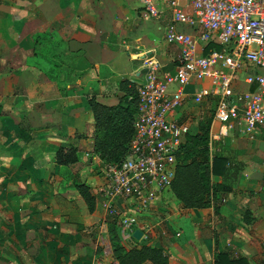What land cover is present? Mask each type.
Masks as SVG:
<instances>
[{
  "label": "crops",
  "instance_id": "0c3cea01",
  "mask_svg": "<svg viewBox=\"0 0 264 264\" xmlns=\"http://www.w3.org/2000/svg\"><path fill=\"white\" fill-rule=\"evenodd\" d=\"M169 16L145 14L139 0H0V264H93L113 257L112 231L125 248L159 246L167 264H211L219 249L264 262V124H227L220 153L236 171L208 205L182 207L168 189L144 208L119 197L115 205L136 218L131 231L106 210L87 100L115 103L124 80L135 89L147 56L162 71L175 67L178 47L163 37ZM203 83L185 86L173 114L190 132L204 100L190 94ZM215 123L208 130L217 133ZM59 147H73L75 161L57 163ZM76 183L87 186L91 210Z\"/></svg>",
  "mask_w": 264,
  "mask_h": 264
},
{
  "label": "built area",
  "instance_id": "2783aa9c",
  "mask_svg": "<svg viewBox=\"0 0 264 264\" xmlns=\"http://www.w3.org/2000/svg\"><path fill=\"white\" fill-rule=\"evenodd\" d=\"M139 2L151 17L169 9L163 37L178 53L175 67L167 71L154 57H145L142 80L135 86L136 111L126 154L102 167L106 210L118 215L129 231L136 218L123 213L115 200L131 198L144 208L168 189L174 153L189 130L185 121L173 116L187 96L185 86L205 81L190 99L213 102L218 131L208 130V147L226 133L232 120H241L245 130L264 124V0H184L189 10L181 0ZM93 264L120 262L110 257Z\"/></svg>",
  "mask_w": 264,
  "mask_h": 264
},
{
  "label": "trees",
  "instance_id": "16d2710c",
  "mask_svg": "<svg viewBox=\"0 0 264 264\" xmlns=\"http://www.w3.org/2000/svg\"><path fill=\"white\" fill-rule=\"evenodd\" d=\"M216 48L218 45H214ZM209 46L206 47V50ZM123 81L125 92L113 104H105L93 96L87 100L93 116V149L104 162H118L126 154L132 135V119L136 111L134 86ZM208 124H200L197 130L185 133L183 141L174 153L175 166L168 189L182 207H203L208 205L219 189L231 187L227 176L233 178L235 166L220 152H210L208 147ZM57 163L68 164L75 161L73 147H59L54 153ZM221 180L216 182V178ZM76 188L88 210L93 208L94 200L87 186L76 183ZM112 256L120 264H167V256L156 245L140 243L125 248L112 231L110 233ZM211 264H250L244 256L230 257L225 250L215 252Z\"/></svg>",
  "mask_w": 264,
  "mask_h": 264
},
{
  "label": "rangeland",
  "instance_id": "374dc122",
  "mask_svg": "<svg viewBox=\"0 0 264 264\" xmlns=\"http://www.w3.org/2000/svg\"><path fill=\"white\" fill-rule=\"evenodd\" d=\"M212 107H213V102L211 99H204L201 102V109L203 111V114L201 115V118L199 120H197V122L193 123L194 125H196L197 127L200 124H208V126L211 123V119H212ZM216 122V121H215ZM217 123V122H216ZM215 123V125H216ZM192 129L190 128V131ZM223 135H220L218 139H213V140H217V141H213L209 147V151L210 152H224L223 150H225L224 148V137H221ZM167 190V189H166ZM169 190V189H168ZM259 264H264L263 261L259 262Z\"/></svg>",
  "mask_w": 264,
  "mask_h": 264
},
{
  "label": "water",
  "instance_id": "95a60500",
  "mask_svg": "<svg viewBox=\"0 0 264 264\" xmlns=\"http://www.w3.org/2000/svg\"><path fill=\"white\" fill-rule=\"evenodd\" d=\"M140 235V230L135 228L133 231H132V236L135 237V238H138Z\"/></svg>",
  "mask_w": 264,
  "mask_h": 264
}]
</instances>
